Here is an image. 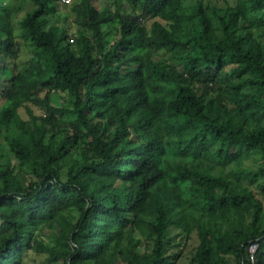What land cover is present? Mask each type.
I'll use <instances>...</instances> for the list:
<instances>
[{"label":"trees","instance_id":"trees-1","mask_svg":"<svg viewBox=\"0 0 264 264\" xmlns=\"http://www.w3.org/2000/svg\"><path fill=\"white\" fill-rule=\"evenodd\" d=\"M5 1L0 61L22 8L31 58L0 64V264H175L169 227L186 264H264V0H76L74 34L61 0Z\"/></svg>","mask_w":264,"mask_h":264},{"label":"rangeland","instance_id":"rangeland-1","mask_svg":"<svg viewBox=\"0 0 264 264\" xmlns=\"http://www.w3.org/2000/svg\"><path fill=\"white\" fill-rule=\"evenodd\" d=\"M76 0H70L69 3H59V7L57 10V13L60 14V20L59 23L61 25H64L67 28L68 34H74L75 27L70 22V6L75 2ZM106 1V0H103ZM196 0H184V5H190L194 3ZM225 0H202L204 4H214V5H223ZM232 2V0H226ZM7 8L14 9L15 6L18 4L17 0H9L4 2ZM125 3H123L124 7ZM109 8L112 10L114 9L113 4L109 1L108 2ZM126 10L129 11V8L126 7ZM27 10L22 8L19 12L14 13L13 21L15 23L14 25V33H15V43L17 45V52L14 56H6V59L0 61V64L5 66V68L9 69L7 70V73L22 71L28 68L29 66V60L31 58V46L28 41L23 40L19 35V25L16 23L18 22V18L22 17L24 13ZM62 16H68V19L64 21V18ZM103 31L106 33V40L111 41L113 37L116 35V25L112 22L104 24L103 25ZM29 107L31 108V111L35 114H41L42 110L40 108L35 107L31 103H29ZM20 114L23 115L25 118H27L29 115L26 112L25 108L20 109ZM6 151V150H4ZM169 155H172V152L169 151ZM252 159L245 158L244 159V166L252 164ZM231 165V162L229 166ZM226 169V168H225ZM252 191L255 193V196L259 198L264 207V179L258 178L255 183L250 185ZM39 225L35 227L34 234H37L39 238L46 242H51V240L45 236L40 235L38 228ZM140 234L141 231H144L142 228L139 230ZM139 234V233H138ZM167 242L169 244L168 250L169 252H176L181 248V255L178 258L172 257L171 260L175 264H186L189 258L193 255L194 249L197 246L198 238L194 232L190 233L188 236H186L183 232H181L178 229H175L173 227H169L168 235H167ZM179 244V245H178ZM22 263L27 264H42L44 263V254L36 253L32 250L24 251L22 256Z\"/></svg>","mask_w":264,"mask_h":264},{"label":"built area","instance_id":"built-area-1","mask_svg":"<svg viewBox=\"0 0 264 264\" xmlns=\"http://www.w3.org/2000/svg\"><path fill=\"white\" fill-rule=\"evenodd\" d=\"M61 1L64 2V3H69L70 2V0H61ZM256 246L257 245L255 243H253L249 247V253H250L249 257H250L251 260H253V258H254V251H255Z\"/></svg>","mask_w":264,"mask_h":264}]
</instances>
